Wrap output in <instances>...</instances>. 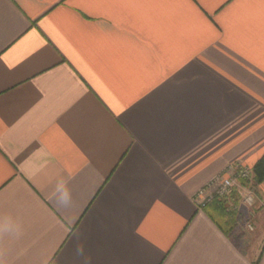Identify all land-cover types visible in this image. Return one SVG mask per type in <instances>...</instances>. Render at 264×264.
<instances>
[{
	"label": "crops",
	"instance_id": "1",
	"mask_svg": "<svg viewBox=\"0 0 264 264\" xmlns=\"http://www.w3.org/2000/svg\"><path fill=\"white\" fill-rule=\"evenodd\" d=\"M263 155L264 0H0V264H264L195 199Z\"/></svg>",
	"mask_w": 264,
	"mask_h": 264
},
{
	"label": "built area",
	"instance_id": "2",
	"mask_svg": "<svg viewBox=\"0 0 264 264\" xmlns=\"http://www.w3.org/2000/svg\"><path fill=\"white\" fill-rule=\"evenodd\" d=\"M259 185L252 166L242 161L232 162L200 187L195 199L200 208H205L216 199H224L227 210L237 212L239 224L253 231V210L264 205Z\"/></svg>",
	"mask_w": 264,
	"mask_h": 264
},
{
	"label": "clouds",
	"instance_id": "3",
	"mask_svg": "<svg viewBox=\"0 0 264 264\" xmlns=\"http://www.w3.org/2000/svg\"><path fill=\"white\" fill-rule=\"evenodd\" d=\"M52 197L56 205L60 208H69L73 203L72 191L68 180L63 177L58 178L52 190ZM7 227H4V224ZM22 226L10 215H0V247L5 240L19 238L22 235ZM77 254H82V248L77 247Z\"/></svg>",
	"mask_w": 264,
	"mask_h": 264
},
{
	"label": "trees",
	"instance_id": "4",
	"mask_svg": "<svg viewBox=\"0 0 264 264\" xmlns=\"http://www.w3.org/2000/svg\"><path fill=\"white\" fill-rule=\"evenodd\" d=\"M255 178L258 183L264 180V155L255 165ZM210 204L215 208V214H213L214 219L221 227L225 228L227 232L231 231L237 226V224H239L240 219L237 212L227 210L224 199H216L208 205ZM207 206L205 208H207Z\"/></svg>",
	"mask_w": 264,
	"mask_h": 264
},
{
	"label": "rangeland",
	"instance_id": "5",
	"mask_svg": "<svg viewBox=\"0 0 264 264\" xmlns=\"http://www.w3.org/2000/svg\"><path fill=\"white\" fill-rule=\"evenodd\" d=\"M261 208H262V207H260V208H256V209L253 210V211H254V216H253L254 223H255L256 215H257L258 211H259ZM254 230H255V229H254ZM253 233H255V232H253Z\"/></svg>",
	"mask_w": 264,
	"mask_h": 264
}]
</instances>
